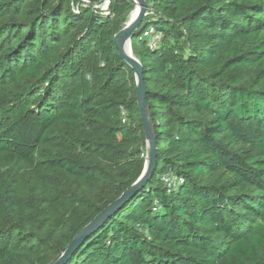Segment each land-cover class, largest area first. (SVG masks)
Returning <instances> with one entry per match:
<instances>
[{"label": "trees", "instance_id": "obj_1", "mask_svg": "<svg viewBox=\"0 0 264 264\" xmlns=\"http://www.w3.org/2000/svg\"><path fill=\"white\" fill-rule=\"evenodd\" d=\"M83 1L0 0V167L63 193L33 208L0 174V264L56 262L145 167L137 84L115 47L123 19ZM109 1L110 15L133 3ZM148 3L131 45L158 166L67 264H264V0ZM29 78L42 88L8 99L2 82ZM58 125L76 134L60 151Z\"/></svg>", "mask_w": 264, "mask_h": 264}, {"label": "water", "instance_id": "obj_2", "mask_svg": "<svg viewBox=\"0 0 264 264\" xmlns=\"http://www.w3.org/2000/svg\"><path fill=\"white\" fill-rule=\"evenodd\" d=\"M139 7L138 13L134 21L123 27L115 36V47L118 50L121 58L134 73L135 83L137 84V104L142 117L143 130L146 137V158L145 167L139 179L131 187L122 192V195L117 200L109 204L102 212H100L86 227L78 232L71 245L53 264H67L77 252V249L96 231L103 227L107 221L113 217L123 206L130 201L148 184L153 178L157 168V132L155 124L150 113V105L147 99L148 90L145 82V71L141 61L134 55L132 50V40L135 36V31L148 17L149 3L148 0H132Z\"/></svg>", "mask_w": 264, "mask_h": 264}, {"label": "rangeland", "instance_id": "obj_3", "mask_svg": "<svg viewBox=\"0 0 264 264\" xmlns=\"http://www.w3.org/2000/svg\"><path fill=\"white\" fill-rule=\"evenodd\" d=\"M131 6V9L124 8L118 15L111 13L109 17H111V19L122 18L123 25H125V23L128 22L129 17H131L130 20H133L134 18L133 15L137 6L135 3H131ZM108 7L110 8V5ZM5 56L6 53L4 52L0 54V75L3 71L1 65L5 59ZM2 83L6 95L10 100L15 99L17 96L21 95V93L32 95V93H35V91L42 88V85H40L38 79L35 78L25 79L19 85L10 83L6 80H4ZM58 130L60 139H58L56 142V145L58 146L55 147V150L60 151L63 146L62 140L70 141L76 136V134L72 131H67L60 125H58ZM49 173L55 175V173L52 171ZM0 174L3 177L5 184L10 188V192L15 196L24 198L28 202V205L33 208H36L38 205L40 206L41 203H44L51 198H55L56 196L63 194L61 190L38 182L32 169L26 167L23 164L22 166H11L6 168L0 167Z\"/></svg>", "mask_w": 264, "mask_h": 264}, {"label": "built area", "instance_id": "obj_4", "mask_svg": "<svg viewBox=\"0 0 264 264\" xmlns=\"http://www.w3.org/2000/svg\"><path fill=\"white\" fill-rule=\"evenodd\" d=\"M83 3L85 5H89V6H92V2L89 1V0H84ZM110 5V1L109 0H101V3L100 4H95L93 5L94 9L96 10H99L102 15L104 16H110V12H109V6ZM145 36L147 38H149L150 42H149V47L152 49L154 48L157 43L161 40L162 38V34L159 33V32H156L154 30L153 27H151L147 32H145ZM122 116L124 118V122L126 121L127 119V116H126V113L125 111H122ZM161 181H163L164 185L169 188V189H172V187L176 186L177 184V177L174 175V174H171V173H166V174H163L162 177H161Z\"/></svg>", "mask_w": 264, "mask_h": 264}, {"label": "bare ground", "instance_id": "obj_5", "mask_svg": "<svg viewBox=\"0 0 264 264\" xmlns=\"http://www.w3.org/2000/svg\"><path fill=\"white\" fill-rule=\"evenodd\" d=\"M135 5H136L137 7H136V10H135L134 15H133L134 18H133V20H130L131 17H129L128 22L125 23V25L131 23V22L134 21V19L136 18V15H137V13H138L139 7H138L137 4H135Z\"/></svg>", "mask_w": 264, "mask_h": 264}]
</instances>
